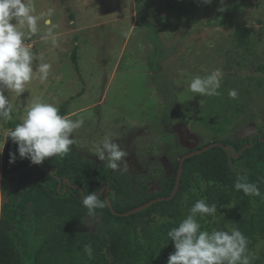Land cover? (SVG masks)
<instances>
[{
	"label": "rangeland",
	"instance_id": "obj_1",
	"mask_svg": "<svg viewBox=\"0 0 264 264\" xmlns=\"http://www.w3.org/2000/svg\"><path fill=\"white\" fill-rule=\"evenodd\" d=\"M25 2L43 14L37 33L25 40L34 68L44 62L52 67L47 81L34 77L21 95L5 90L12 119H0V147L27 108L43 100L65 108L73 120L84 119L71 145L84 161L108 167L97 156L108 136L128 154L125 172L154 193L185 147L264 132V0ZM242 27L250 29L245 45L238 44ZM216 68L223 72L219 95L188 90L193 77ZM232 89L236 99L228 95ZM200 184L194 190L201 192ZM99 226V217L86 221L87 229ZM214 229L230 230L217 222L201 226ZM246 255L254 257L251 264H264V237L249 241Z\"/></svg>",
	"mask_w": 264,
	"mask_h": 264
},
{
	"label": "trees",
	"instance_id": "obj_2",
	"mask_svg": "<svg viewBox=\"0 0 264 264\" xmlns=\"http://www.w3.org/2000/svg\"><path fill=\"white\" fill-rule=\"evenodd\" d=\"M249 36L250 29L242 27L238 44H247ZM73 59L77 63L75 52ZM60 114L67 115L65 108ZM219 141L239 156L215 146L186 158L173 199L121 216L108 206L106 191L98 195L105 206L95 209L94 214L83 206L82 197L97 194L108 185L114 210L127 212L157 197L170 196L176 187L181 157L173 160V172L162 180L161 189L151 193L142 180L125 171L84 161L72 146L66 155L34 165L19 157L17 146L9 138L3 152L0 192L5 194L15 186L6 193L0 211V264H167L175 250L168 231L177 227L202 198L209 205L215 204L217 213L198 214L201 226L217 222L238 228L248 242L264 237V132ZM204 146L185 147L182 155ZM10 151L16 153L14 163H9ZM238 175L257 184L262 195L247 196L237 191L234 185ZM200 183L204 189L194 190ZM226 208H230L228 212H218ZM91 217L100 218L99 229H87L86 221ZM89 244L93 249L91 259L84 251Z\"/></svg>",
	"mask_w": 264,
	"mask_h": 264
},
{
	"label": "clouds",
	"instance_id": "obj_3",
	"mask_svg": "<svg viewBox=\"0 0 264 264\" xmlns=\"http://www.w3.org/2000/svg\"><path fill=\"white\" fill-rule=\"evenodd\" d=\"M211 4L212 0H202ZM225 9L221 7L219 11ZM34 5L25 0H0V119L11 120L12 108L5 90L21 95L25 86L34 77L41 82L47 81L51 64L39 63L33 65L34 53L25 44V40L38 31V22L43 14L36 15ZM50 24V20H45ZM27 28V34L23 28ZM52 33L49 31L44 39L47 40ZM127 36V33H125ZM53 43L55 40L53 39ZM223 72L216 68L210 74L192 78L188 90L200 96L219 95ZM228 95L236 99L238 93L235 89ZM84 124L82 117L75 120L61 115L60 109L53 103L36 100L26 110L22 121L7 131V140L10 138L17 146L16 152L22 159H28L34 165L42 164L46 158L66 155L75 143L72 133ZM6 140V142H7ZM5 145V144H4ZM0 147V154L3 152ZM120 145L105 136L97 149V156L101 161L107 160L108 168L113 171L127 170L124 158L127 156ZM9 163H14L16 153L9 152ZM123 164V168H121ZM237 191L247 196H261L259 187L247 181V176H239L234 185ZM82 203L89 214L95 209L103 208L105 202L97 196L96 192L88 193L82 197ZM217 213L215 204H207L205 199L197 200L190 209L189 215L177 227L167 233L173 242L174 252L168 257L167 264H251L254 257L246 255L248 239L238 229L201 230L196 216H214ZM84 251L91 259L93 249L85 245Z\"/></svg>",
	"mask_w": 264,
	"mask_h": 264
},
{
	"label": "water",
	"instance_id": "obj_4",
	"mask_svg": "<svg viewBox=\"0 0 264 264\" xmlns=\"http://www.w3.org/2000/svg\"><path fill=\"white\" fill-rule=\"evenodd\" d=\"M253 138V137H252ZM215 146H219V147H223L225 148L226 150H228V152L230 154H233L235 157H238L239 155L238 154H235L233 149L229 146V145H226L220 141H215V142H212L204 147H202L201 149L197 150V151H193L192 153H187V154H184L181 156L180 158V168H179V173H178V178H177V183H176V187H175V190L174 192L170 195V196H166V197H157L147 203H145L144 205H141V206H138L136 208H134L133 210H130V211H127V212H118V211H115L114 208H113V204L112 202L110 201L109 197H108V192H109V186L108 185H105L99 193H97V196L100 195L101 193H103L104 191H106L107 193V196H106V200H107V204L108 206L112 209L113 213H115L116 215H121V216H128V215H131L137 211H140L142 209H144L145 207H148L149 205L153 204L154 202H160V201H165V200H171L173 199L178 190H179V186H180V177L183 173V170H184V161L186 158L190 157V156H193V155H196V154H201V153H204L205 151L215 147ZM14 184L12 185V187L7 191L9 192L10 190H12L14 188ZM6 192V193H7ZM6 193L2 195V198H1V202H0V210L2 209L5 201H6ZM1 216V214H0Z\"/></svg>",
	"mask_w": 264,
	"mask_h": 264
}]
</instances>
